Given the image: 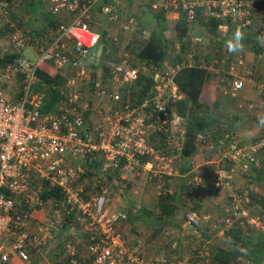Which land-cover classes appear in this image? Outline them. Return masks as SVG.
<instances>
[{"label": "built area", "instance_id": "obj_1", "mask_svg": "<svg viewBox=\"0 0 264 264\" xmlns=\"http://www.w3.org/2000/svg\"><path fill=\"white\" fill-rule=\"evenodd\" d=\"M31 1L0 0V264H9L12 256L28 263L37 254L46 264H169L164 256L144 257L128 247L121 230L127 213L111 207L105 178L144 175L161 193H171L167 180L175 174L185 137L186 121L176 110L184 97L174 81L181 68H205L224 97L239 100L247 82L264 96V82L258 83V70L244 50L228 58L204 26L210 47L201 55L196 45L203 34L194 30L214 17L221 21L218 35L225 29L233 34L238 26L243 32L254 27L256 38L264 42V2L259 7L264 0H143L151 12L175 15V21L181 18L189 27L186 48L174 37L169 45L179 61L173 62L168 51L159 65L138 61L131 49L116 62H105L108 48L101 43V32L91 27L98 0H43L50 24L35 33L19 10V4L27 8ZM100 5L104 14L114 8L112 3ZM124 29L135 32L129 23ZM45 63L61 80L52 86L60 98L48 111H42L48 86L39 85L37 74ZM137 74L150 83L140 88ZM247 106L264 114V99ZM196 140L218 153L212 184L219 190H230L237 172L264 167V126L248 146L228 131L215 141L203 133ZM88 158L99 163L93 174L74 164ZM83 175L95 179L94 193L78 181ZM55 188L61 198H48L55 221L36 217L35 210L48 200L43 194ZM242 199L236 193L235 204L221 217L186 209L184 219L199 227L215 218L226 232L243 228L252 221L239 205ZM35 217L42 223L34 229ZM63 222H70L74 232L62 233ZM202 255L210 263V252Z\"/></svg>", "mask_w": 264, "mask_h": 264}, {"label": "crops", "instance_id": "obj_2", "mask_svg": "<svg viewBox=\"0 0 264 264\" xmlns=\"http://www.w3.org/2000/svg\"><path fill=\"white\" fill-rule=\"evenodd\" d=\"M104 3H112L114 6L109 14H104L101 11L100 4ZM118 14L122 15V18H120L122 20L121 23L124 22L123 15H125V20L128 18L138 20L139 17V20L143 21L145 18H149L152 20L153 27L156 25L157 27H161V29H164L163 27L167 29L176 18L175 15L165 14L162 17L163 20L158 21L156 14L148 9V5L143 0H98L93 9L91 26L94 30H97L95 28L96 25H102L104 28H107L102 31L103 33L105 31L107 33L109 31L113 32L115 31L114 25L120 20L117 18ZM43 15L48 18L47 14ZM32 16L34 15L29 14L30 18ZM59 18L66 20L64 11H59ZM47 22V25L43 23L46 27L50 24V19ZM224 27V25H221L220 29L224 30ZM254 29L253 27L252 31L250 29L248 31L253 35ZM40 30H43V28ZM35 31L39 30L34 29L31 32L35 33ZM231 35L230 31H225L224 34H220L219 39H222V42H224ZM143 42L145 41H142L139 46ZM115 44L118 49L113 52L110 50L111 44H107V42L104 44L108 48L104 57L107 63L112 64L116 62L125 49H131L135 52L139 47L134 44L133 39L123 42L121 46L120 44ZM223 47L226 48L225 46ZM245 54L248 63H251L258 70L257 77L264 79V60L262 57L264 54L256 58L253 52L248 49H245ZM206 85L208 90H210L212 101L219 98L217 99L219 104L215 106L221 110L225 111L228 103L233 105L236 103V100L224 97L219 93L214 80H207ZM256 87L253 86V83L247 82L240 99L244 98L246 94L247 98L251 97L253 101L256 100L258 98L256 94L258 93L253 91ZM240 105V103H237V106ZM233 115L231 125H235L234 128L237 127V132L233 133H235L241 144L248 146L262 134V130H260L262 126L260 124L255 126V123L248 124L245 134L243 131L239 134L238 129L243 130L242 123L239 125L240 113L234 112ZM220 127L224 130L222 125ZM250 128H252V132L248 133ZM217 158V151L208 150L206 143L203 144V147L198 146L193 155L181 157L176 166L174 176L167 180L173 185L171 193L168 195L161 193L160 189L154 187L153 181L144 175L123 176V178L107 176L105 178V181L109 185L111 207L127 213V220L121 225V230L131 250H137L144 257L164 256L169 260V264H192L193 262L206 264L202 254L208 250L211 257L210 263L207 264H224L225 249L231 247L227 244L230 241L226 237L229 232H226L224 226L218 223L215 218L214 221L202 226H192L185 221L184 211L186 209H193L199 213L210 212L214 216L221 217L227 209L235 204L234 196L236 193H239L245 197L239 205L248 210L252 223L240 230L239 243L244 241L246 244L240 249L241 256L238 257L239 259L232 260V264H264V167L261 170H256L253 166H250L248 172H237L233 179L232 188L230 190H219L214 188L212 184V170L218 166ZM74 164L84 165L87 171L93 174V171L98 170L99 163L95 159L90 160L88 158L85 162L75 160ZM85 177L88 178V181ZM78 181L85 185L86 191L94 193L96 183L93 176L83 175L79 177ZM119 184L123 185V202L121 198L118 201L117 198L111 197L113 193L111 192L112 188H119ZM151 196H153V199L150 198ZM49 201L50 199L45 201L44 208L38 207L35 210L34 215L36 217L42 218L43 215L46 217L45 211L47 210H45V206ZM163 208L168 212H162ZM36 217L32 225L34 229L40 222L42 223V220L39 221L40 219ZM62 227V233L64 234H67V231L74 232V227L70 222H63ZM230 255L231 257L234 256L233 253ZM47 258H51V253L47 254ZM44 259L42 255L37 254V258L32 256L31 261L25 263L17 256H12L9 264H46L44 263Z\"/></svg>", "mask_w": 264, "mask_h": 264}, {"label": "trees", "instance_id": "obj_3", "mask_svg": "<svg viewBox=\"0 0 264 264\" xmlns=\"http://www.w3.org/2000/svg\"><path fill=\"white\" fill-rule=\"evenodd\" d=\"M34 4H36V0L31 1L30 5L27 7L28 12L31 15L34 14V11H36V9L33 7ZM261 6L262 4H259V7ZM154 14H156L158 21L161 19L163 20L162 17L165 15L163 12ZM201 23L204 24L203 26L207 28L206 31L212 36V41H216L215 47L219 49L221 47L220 43L222 42V39H219L220 35H218V26L221 24V21L212 17ZM255 24L257 23L255 22ZM163 28L166 29V27ZM169 29L171 32L170 36L173 35L174 38L179 39L182 48H186V39L188 37L189 31L188 24L180 18L178 21H174L172 24H170ZM250 31H252V29H250ZM250 31L244 32L245 39L243 44L244 47H246L244 48V51L245 49L251 50L255 57L258 58L261 54H264V42H260L259 39L256 38L255 32L252 35ZM173 42V39L163 37L160 31L154 30L153 33L148 36L145 42H143V44L137 48L135 51V56L140 62L159 65L169 55L168 51H171L169 50V45ZM170 56L173 58V62H177L180 59L179 55L174 54L172 51ZM262 57L264 60V55H262ZM253 67L256 69L255 66ZM37 74L39 78V85L45 84L48 86L45 93V103L42 108V111H48L60 98V94L52 86L55 84H60L61 80L59 78V74L50 63H45L39 66L37 69ZM209 79V72L199 65L183 67L174 77L177 89L184 97L183 99L179 100L176 105L177 112L186 121L185 137L182 143L183 147L180 154L181 157L190 156L196 152L199 146V143L196 140L197 134L203 133L207 136L208 140L215 141L217 137L216 135L223 134L227 131L229 132L227 129H221L220 125L222 124L218 122L217 118L213 116L210 110L212 106H218L219 101H212V98L210 97V90H208L206 85V82ZM135 83L141 88L142 85L150 83V80L147 76L137 74ZM204 90L207 91L204 92ZM181 157L179 160H181ZM225 165L226 164L222 163V166ZM96 190L97 188H95L94 192ZM51 197L54 199H60V191H58L56 188L50 191L46 190V193L43 194V199L46 200ZM161 211L165 212L167 210L164 209ZM240 230H242V228L234 227L230 229L231 232L228 231L231 239L229 240L230 243L227 244H229L231 247L228 249L223 248L226 252L223 257L224 264H232V260L241 256L240 249L243 248L246 242L242 241L239 243L238 239L241 236ZM231 253H233V257H231Z\"/></svg>", "mask_w": 264, "mask_h": 264}, {"label": "rangeland", "instance_id": "obj_4", "mask_svg": "<svg viewBox=\"0 0 264 264\" xmlns=\"http://www.w3.org/2000/svg\"><path fill=\"white\" fill-rule=\"evenodd\" d=\"M33 7L36 9V12L34 11V14H33L34 16H32L30 18L29 13H28V8H26L22 4H19V10H20V13L24 15L23 19L25 20V24L27 25L28 28H30V30H31V28H32V30H34V29L40 30L41 28L45 29L46 26H44L43 23L47 25L48 24V22H47L48 18L45 17V15H43V14H47L45 11L46 6H45L43 0H36V4H34ZM121 16L122 15L118 14L117 18L120 19V18H122ZM112 20H115V19H112ZM123 21L124 22L121 23L122 20L121 19L118 20V23H116L113 27V28H115V31H113V32L109 31L107 33L105 31V33H103L102 31H104L107 28H104L102 25H96V27H95V28H97L98 31L101 32V43L106 44V42H107V44H111V46H110L111 52L116 51L118 49V47L115 43L120 44V46H121V44H123V42L130 41L131 39L134 40V44H136V46H139V44H141L142 41H145V39H147L148 36H150L154 30L160 31V33H162L163 37H166L168 39L173 38V35L170 36L171 32H170L169 26L167 27V29H161V27H157L156 25L153 27L152 20H150L149 18L148 19L145 18V20H143V21L139 20V17H138V20L137 19H130V18L125 20V15H123ZM126 21H128V22H126ZM125 23L126 24L129 23L133 27L135 32H130V31L124 29L123 27H124ZM203 27L204 26L201 24L198 26V30L194 29L195 32H199V35L203 34L202 42L200 44L196 45L197 52L200 53L201 55H204L205 53L207 54V50L210 47V45H209L210 41L208 40L207 33L204 32ZM41 31H43V30H41ZM112 42H115V43L112 44ZM221 43H220L221 47L219 50L225 52V54L228 55V58H233L238 53H240V52H238L236 54H229L227 49L223 47V46H225L226 41L221 42ZM213 44H215V43H213ZM211 46H213V45H211ZM30 57H31V55H30ZM257 81H258V83L259 82L261 83V82H264V79L259 78ZM206 91L207 90H204V92H206ZM253 91L254 92L256 91L258 93V94H256V96L258 98L254 101H253V98H251V97L247 98L246 94H245L244 98L236 100V103H234V105L228 103L225 111L221 110L217 106L211 108L213 116L217 118L218 122H220L222 124L224 129H227V130H229V132H232V133L237 132L236 131L237 127H235L236 128L235 129L234 128L235 125H231V122L233 121V116H234L233 113L234 112L240 113L239 125H240V123H242L241 126H242L243 130L238 129L239 134L242 133V131L245 134V131L247 132V130H246L247 126L250 123H255L256 124L255 126L259 125V120H258V117L260 116L259 111L253 110V109H248L247 104L249 102H253V103L261 102V100L264 99V96L261 93V89H258L257 87L254 88ZM217 99H219V98H216L215 100H217ZM222 100H224V99H222ZM237 103H240L241 105L237 106ZM231 126H233V127H231ZM255 129H256V127H255ZM251 130H252V128H250L248 133L252 132ZM260 130H262L261 127H260ZM238 133H237V135H238ZM119 185H120V187L117 189L112 188L111 192H113V193H112L111 197L117 198L118 201L121 198V200L123 202V190H122L123 185H121V184H119ZM154 187L156 188V186H154ZM150 198L153 199V196H151ZM114 202H115V200L113 201V204H114ZM113 204H112V206H113ZM45 208H46L45 210H47V211H45L46 218H48L49 220L55 221L54 214L52 213V211H53L52 203L48 202L46 204ZM43 217H44V215H43ZM43 217H42V219H43Z\"/></svg>", "mask_w": 264, "mask_h": 264}, {"label": "clouds", "instance_id": "obj_5", "mask_svg": "<svg viewBox=\"0 0 264 264\" xmlns=\"http://www.w3.org/2000/svg\"><path fill=\"white\" fill-rule=\"evenodd\" d=\"M226 31V29H225ZM245 39V33L241 29V27H237L233 34L227 39L225 47L229 54H236L238 52L243 51L244 44L243 41ZM260 126H264V114H261L258 117Z\"/></svg>", "mask_w": 264, "mask_h": 264}]
</instances>
